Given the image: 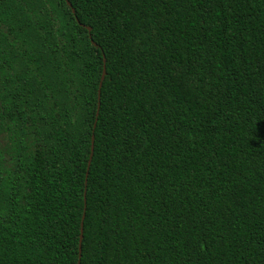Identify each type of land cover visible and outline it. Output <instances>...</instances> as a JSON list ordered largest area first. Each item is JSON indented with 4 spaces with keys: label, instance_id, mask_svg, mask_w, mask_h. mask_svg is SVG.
<instances>
[{
    "label": "trees",
    "instance_id": "trees-1",
    "mask_svg": "<svg viewBox=\"0 0 264 264\" xmlns=\"http://www.w3.org/2000/svg\"><path fill=\"white\" fill-rule=\"evenodd\" d=\"M0 264H264V0H0Z\"/></svg>",
    "mask_w": 264,
    "mask_h": 264
},
{
    "label": "water",
    "instance_id": "water-1",
    "mask_svg": "<svg viewBox=\"0 0 264 264\" xmlns=\"http://www.w3.org/2000/svg\"><path fill=\"white\" fill-rule=\"evenodd\" d=\"M67 5L70 7V3L69 2H67ZM87 29H88V31H90V28H87ZM104 75H105V70H103V74H102V77H101L99 88L102 85V82H103V79H104ZM98 110H99V105H98V108H97L96 117L98 116ZM92 152H93V137H92V142H91V155L89 157L87 169L89 168L90 163H91ZM83 218H82V221H81V224H80L79 252L81 251V243H82V239H83V236H82V234H83ZM79 258H80V255H79Z\"/></svg>",
    "mask_w": 264,
    "mask_h": 264
}]
</instances>
